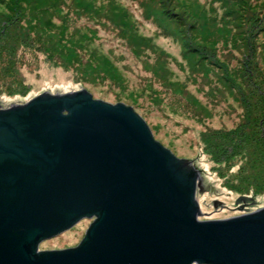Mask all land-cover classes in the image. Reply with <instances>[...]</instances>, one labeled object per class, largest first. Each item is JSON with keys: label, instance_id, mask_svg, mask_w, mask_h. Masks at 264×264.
I'll return each instance as SVG.
<instances>
[{"label": "water", "instance_id": "1", "mask_svg": "<svg viewBox=\"0 0 264 264\" xmlns=\"http://www.w3.org/2000/svg\"><path fill=\"white\" fill-rule=\"evenodd\" d=\"M192 161L86 89L0 104V264H264V207L200 219ZM85 218L77 246L39 249Z\"/></svg>", "mask_w": 264, "mask_h": 264}, {"label": "rangeland", "instance_id": "2", "mask_svg": "<svg viewBox=\"0 0 264 264\" xmlns=\"http://www.w3.org/2000/svg\"><path fill=\"white\" fill-rule=\"evenodd\" d=\"M60 1L63 17L58 26H66L62 29L68 39L74 35L80 41L74 47L80 54L100 63L103 77L85 80L79 71L87 65H80L79 71L66 69L44 53L26 50L29 61L22 72L27 90L2 93L0 104L9 107L46 91L82 89L95 99L124 103L145 119L158 141L178 158L193 160L201 171L206 190L197 193L200 219H225L264 207V194L237 190L241 181L236 173L243 159L218 163L202 137L210 128H236L245 117V107L237 100L240 94L228 76L247 89L245 68L256 63L254 71L262 75L255 78L262 82L264 0ZM0 10L6 12V2ZM163 13L169 24L162 21ZM240 195H251L254 201L240 207L235 203ZM92 221L82 219L43 241L39 249L77 246Z\"/></svg>", "mask_w": 264, "mask_h": 264}, {"label": "trees", "instance_id": "3", "mask_svg": "<svg viewBox=\"0 0 264 264\" xmlns=\"http://www.w3.org/2000/svg\"><path fill=\"white\" fill-rule=\"evenodd\" d=\"M4 2L7 10H0V95L27 90L22 72L23 65L29 61L26 50H32L36 55L44 53L51 63L66 69L79 71L80 65H87L79 71L85 80L103 77L100 63L86 58L83 51L80 54L74 48L81 45L78 44L80 41L74 35L68 39L63 30L66 26H58L63 17L58 12L60 0H0V4ZM168 20L163 13L162 21L169 24ZM213 63L218 64V61ZM254 66L258 68L259 65L249 63L245 68L243 82L247 89L229 76L227 78L240 94L237 100L245 107L243 120L232 129L210 128L202 137L206 146L212 148L210 153L218 163L243 159L236 173L241 181L237 190L264 194V77L262 82L256 80L255 76H261L262 71H254ZM225 68L229 73L228 67Z\"/></svg>", "mask_w": 264, "mask_h": 264}]
</instances>
